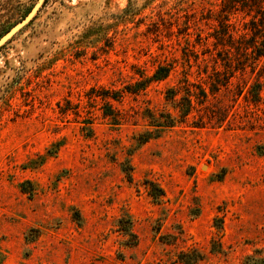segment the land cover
I'll return each mask as SVG.
<instances>
[{"label": "rangeland", "instance_id": "374dc122", "mask_svg": "<svg viewBox=\"0 0 264 264\" xmlns=\"http://www.w3.org/2000/svg\"><path fill=\"white\" fill-rule=\"evenodd\" d=\"M263 36L264 0H47L0 48V264L264 258Z\"/></svg>", "mask_w": 264, "mask_h": 264}, {"label": "trees", "instance_id": "16d2710c", "mask_svg": "<svg viewBox=\"0 0 264 264\" xmlns=\"http://www.w3.org/2000/svg\"><path fill=\"white\" fill-rule=\"evenodd\" d=\"M243 1L250 2L252 0H243ZM46 2H47V0L45 1V4H46ZM224 5H225V3H224ZM258 14H260V13L258 12ZM255 18H257V17H255ZM262 39H263L262 40V43H263L264 42V36L262 37ZM263 47H264V44H263ZM262 52L263 53L258 54L259 58L264 56V51H262ZM169 73H170V68L169 67H160L157 70L156 74L153 75V77H151L149 80H150V82L163 81L169 76ZM150 188H152V189L155 188V191L158 192L157 195H154V196H156V198L158 196H162L163 195V192L160 189H158L154 184L150 183ZM190 256H191V254H181L180 255V260L182 261L183 264H187L186 258H189ZM199 260H198V258L194 259L193 260V264H196V262H198ZM245 264H264V258L248 257L246 259V261H245Z\"/></svg>", "mask_w": 264, "mask_h": 264}, {"label": "water", "instance_id": "95a60500", "mask_svg": "<svg viewBox=\"0 0 264 264\" xmlns=\"http://www.w3.org/2000/svg\"><path fill=\"white\" fill-rule=\"evenodd\" d=\"M44 3L45 0H38V2L36 3L32 11L29 13V15L0 39V48L3 47L7 42H9L16 34H18L28 24H30L32 20H34V18L36 17V15L38 14L39 10L41 9L42 5H44Z\"/></svg>", "mask_w": 264, "mask_h": 264}]
</instances>
